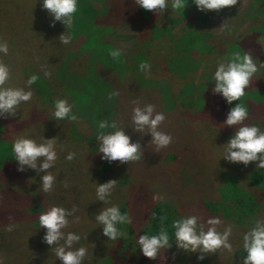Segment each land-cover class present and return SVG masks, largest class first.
Listing matches in <instances>:
<instances>
[{"label":"trees","instance_id":"1","mask_svg":"<svg viewBox=\"0 0 264 264\" xmlns=\"http://www.w3.org/2000/svg\"><path fill=\"white\" fill-rule=\"evenodd\" d=\"M0 1L7 14L14 17L10 18L14 22L13 30L19 26L26 27L25 32L32 37L27 40L13 38L0 24V41H6L8 44V54H0V62L7 64L10 69V79L5 86L24 88L25 82L30 77L19 79L14 67L10 65L12 62L17 67L18 64L29 67L37 66L35 68L37 76L38 72L44 71L42 66L50 73L48 77L42 73L43 78L38 76L37 81L30 86L33 92L32 98L28 102H22L29 106L26 115L20 119H17L16 114L14 116L5 114L4 117H0V131L3 128L6 132L10 124L11 127L21 126L26 129L22 131L23 133L30 131L26 137L33 139L35 128L40 127L42 132L46 128L44 138H55L57 152L54 166L47 171L57 178L56 183L60 187L65 186V181L70 179L68 187L72 188L68 201L65 196L58 195V193L54 196L42 192L37 195V192L33 194L32 191L30 195L29 190H33L35 184H39L37 180L40 181L43 173L37 174V178L29 175L27 179L24 172L29 169H26L17 171L13 175L15 169L12 163L15 160L10 148L11 166L9 161L5 160L6 155L0 156V241H7L8 237L12 239L25 237L24 241L42 239L45 229L40 228L38 215L51 206L52 200H59L57 206H62L67 210L73 207L85 210L91 226L88 236L91 234L95 239L105 241L107 238L101 235L100 226L89 217L87 206L92 203L94 211V208L98 206L96 209L98 212L102 207L115 205L122 213L130 217V223L117 226L125 235L115 241L108 240L110 245L106 251L101 252L99 249L98 252L95 251L96 254H88L87 264H176L178 256L180 257L178 252L181 251V254L185 252L175 246L172 237L174 231L171 228L172 221L182 216L195 215L205 229L208 227L206 216L211 206L206 204L209 210H199V205L204 202L203 196L194 197L189 191L197 182L194 168L200 170L203 166L202 175L206 177L223 164V161L217 162L203 157L196 146L201 143H209L213 146L219 141L224 144L229 139V135L234 134L233 127H221L220 125L226 118L230 107L238 101H233L232 105H228L219 95H213L211 91L213 85L210 84L213 81L207 82L203 81L206 80L205 78H200L201 81L195 83L193 73L198 66L197 61H192L194 55L189 56L188 62L184 61L186 58L184 53L189 52L190 55L195 51L193 50L195 46L202 45L204 49H210L211 44L208 42V37H203L200 32L194 30L193 25H189L190 28L182 27L178 32L172 33L168 21L179 11L170 8H165L162 14L157 13L156 15L137 6L134 0H78L77 12L68 30L71 33V41L68 44H61L58 37L66 28L58 21L53 24L47 10L41 7V0ZM237 3L223 8L220 15H216L217 11L214 10L206 11L201 15L208 20V23L209 19H212L208 17L210 13L219 16L218 18L227 17L218 33L213 36L218 49L217 62L231 56L236 51H248L256 58L262 55L256 35L253 36L248 30L238 32L241 30L239 18L242 13L234 10ZM19 4H23L25 8L17 11ZM187 4L195 6L192 0H186L185 5ZM18 17L22 19L21 23L17 22ZM252 22L249 27L252 26ZM120 23H127L131 26L133 30L130 35V39H133L131 41L138 42L143 48L139 51L130 50V52L121 48L119 42H115V31ZM257 24L259 28L256 31L264 35V21H259ZM164 36L170 38L166 39ZM78 38L81 42L77 47H73L72 43ZM167 44H175L174 50L169 53V57L166 56L168 59L164 63L156 66L153 54ZM179 47H182V50ZM46 48L54 51V62L57 64H53V68L49 67L45 60L37 61L40 56L45 59L49 58L44 51ZM114 48L121 51V56L116 60L109 55V51ZM56 52L60 56L57 59H55ZM138 54L143 55L144 58L150 57V62L147 60V64L150 65L147 74L138 70V66L134 72L129 71L131 65H134L133 59ZM199 54V51L196 52V56ZM132 73L134 77L137 76L142 80H133L129 75ZM260 75L254 74L245 89V95L240 99L248 109V116L243 123L257 125L264 131V79L259 77ZM187 76L191 77L189 81ZM42 89L46 90L49 96L47 99L44 98ZM111 92H116L118 95L108 99V94ZM58 99H65L73 106L72 111L77 116L76 120H54L53 105ZM134 101L138 103L134 104ZM145 104L153 105L156 112L164 114L165 119L161 123L164 124L163 127L169 123L179 127H174V131H167L165 128L158 129L172 137L171 143L165 148L156 150L155 146L149 143L150 135L146 134L141 138L139 133H134L130 129L132 109L143 107ZM21 108L23 109V106ZM99 120L115 121L119 127L125 128L124 131L130 140L141 144L142 158L123 165L118 162L109 163L101 160L102 154L97 153L98 142L96 141ZM200 126L206 127L204 129L208 135L206 141L202 139L203 135L200 133L204 130ZM186 128L193 131L186 133ZM216 130L224 135V139L218 142L213 138L216 136ZM23 133L15 135L11 140L1 135L0 146L4 139L11 145L12 141ZM40 137L41 135L36 136L37 143L42 142ZM69 152L75 154L72 160L65 159ZM60 161L70 164L68 167H59ZM209 162H215L217 165L207 169ZM224 163L227 162L224 161ZM234 166L242 168L241 165L235 164ZM226 169L229 170L228 165ZM240 169L226 175L229 182L225 185L228 188L225 201L228 204L220 206L222 202L220 200L212 204L216 208L213 209V213H210L209 218L218 217L221 221L224 217L240 224L247 210L252 208L257 210L258 198L250 192L243 191L233 182L237 181L235 174L238 175ZM256 169V167L253 168L251 174L246 177L252 186H259L264 192V169ZM61 175L67 179L62 181ZM81 180L82 184L78 183ZM109 180L116 182V185L107 197V202L103 204L100 201L98 204L95 196V183H104ZM122 190H128L131 194L127 197ZM135 191L136 193H132ZM88 193H93L90 199L87 197ZM73 194H76V197H73ZM156 194L161 198L153 200V195ZM8 207L9 211H7ZM131 214L134 217H131ZM78 215L69 216L68 220H76ZM136 216H138V221ZM161 217L164 218L163 222H161ZM225 222L228 221L225 220ZM94 224L97 225L95 228L98 231H95ZM229 225L237 227L236 224L229 222L218 228L221 229L222 226L225 228ZM9 226L11 230H8ZM162 227L168 231L172 246L169 249H160L155 259L144 257L139 251L136 239L149 229L151 234H156ZM8 231L15 235H9ZM85 235L82 237L84 241H86ZM234 249L233 244L231 251ZM224 250L231 256L232 261L238 258L236 253L230 254V251ZM173 254L175 259H173ZM222 257L219 262L227 263L228 257L224 255ZM204 260L211 263L208 257H204ZM192 262L193 264L200 263L195 258Z\"/></svg>","mask_w":264,"mask_h":264},{"label":"clouds","instance_id":"2","mask_svg":"<svg viewBox=\"0 0 264 264\" xmlns=\"http://www.w3.org/2000/svg\"><path fill=\"white\" fill-rule=\"evenodd\" d=\"M237 0H192L197 11L206 12L209 10L220 11L223 8L234 5ZM134 3L140 8L162 14L165 8L171 10L183 11L186 0H134ZM41 7L47 10L48 15L55 22L62 23L66 30L60 34L58 40L61 44H68L71 41V28L74 14L77 12L78 0H41ZM0 54H8V44L6 41H0ZM109 55L113 60L121 56L120 49H112ZM43 74L48 77L50 73L42 66ZM150 65L140 63L138 70L147 74ZM257 64L252 54L248 51H236L229 57L218 60L215 70L212 74L213 85L211 91L213 95H219L226 104L232 105L233 101H238L230 107L223 120L221 127L228 126L234 128V134L222 144L223 158L228 163H241L247 166L250 162H256L257 169H264V131L257 125H246L243 122L248 116V109L241 101L245 95V89L248 87L252 77L257 72ZM10 79V71L7 64L0 62V117L14 116L18 106L22 102H28L33 95L31 85H33L38 76L31 75L25 82L24 88L5 86ZM27 89V90H25ZM118 95L116 92L108 94V99ZM138 103V102H133ZM72 105L65 99H58L54 102L52 117L54 120L68 119L74 121L77 116L72 111ZM165 116L161 112H156L154 106L145 104L143 107H134L132 109L130 128L134 133H139L140 137L150 135L149 143L155 146L156 150L167 147L172 137L169 134L161 132L159 125L164 121ZM111 129L112 131H103ZM125 128L119 127L115 121L99 120L97 123L98 142L97 153L102 154L101 160L118 162L123 165L130 161H137L142 158L143 152L139 142L131 141L126 135ZM13 159L17 163V171L26 169L34 170L40 176V186L42 192L47 193L53 190L56 177L47 170L54 166L57 159L55 138L45 139L37 143L34 139L26 136H17L11 144ZM259 154V155H258ZM74 153L69 152L65 159L72 160ZM220 158V159H221ZM95 196L97 201L107 202L116 182L106 181L104 183H95ZM156 194L153 200L160 199ZM76 211L73 207L67 210L62 206H50L38 215V224L40 228L45 229L42 242L51 246L55 257L59 259L60 264H82L87 249L85 247L73 248L75 243L81 239L80 235L71 231H65L69 224L68 217ZM75 219V218H74ZM161 217V222H163ZM195 215L182 216L172 221L171 228L175 246L179 250L187 253L210 254L217 252L218 249L232 250L229 243L231 235V225L224 228L223 232L217 231L216 226L221 223L218 217L207 219V229L198 222ZM94 220L101 228V235L107 240L115 241L122 238L125 233L120 231L118 225L130 223V217L122 213L118 206L102 207L97 213H94ZM11 230V226L9 229ZM61 241L63 243H61ZM140 253L149 259H155L160 249H169L170 236L163 227L156 234H151V230L144 232L136 239ZM241 247L246 253L241 259V264H264V218L255 220L254 225L242 236ZM203 255H198L197 260H202ZM173 259L175 255L173 254ZM2 264V261H0Z\"/></svg>","mask_w":264,"mask_h":264},{"label":"rangeland","instance_id":"3","mask_svg":"<svg viewBox=\"0 0 264 264\" xmlns=\"http://www.w3.org/2000/svg\"><path fill=\"white\" fill-rule=\"evenodd\" d=\"M14 0H12L13 2ZM237 6L234 8L235 11H240L242 13V16L239 18V21L241 23V30H239L238 32H245L248 30V32H252V35L257 38V42L260 48V52L262 51V55H259L257 58L253 56L255 63L257 64V72L255 74H259L260 73H264V35L262 33H260L259 31L257 32L256 30L259 28V25L257 24L259 21H264V0H237ZM17 11L22 10L23 8V4H19L17 7ZM223 9H221L220 11H222ZM220 11H218L216 13V15H220ZM177 13V12H176ZM204 14V12H200L197 11L195 6L192 5H185V8L183 9V11H179L177 15H175L174 17H172L168 22H169V27L171 28V32L172 33H176L178 32L182 27H188L189 25H193L194 26V30L198 31L201 33V35L203 37H208V42L211 44V48L210 49H204V47L201 46H195V48L190 55L189 52H185L184 54H186V58L184 59L185 62H188V58L191 55L192 56V61L196 62L197 61V66L198 69L193 73V79L196 82L201 81V79L205 78L206 80L203 81H207V82H212V74L215 70L216 64L215 62H217V58H218V49L215 45V42L213 40V36L216 35L220 29V27L222 26V24L224 23V21L226 20L225 16H223L222 18H218L219 16H216L215 14H209L208 17H212V19H209V23L208 20L206 18H204V16L202 17L201 15ZM10 18H14L13 16L7 14V12L5 11V9L2 7V3L0 1V24L2 25V27L8 31L10 33V36L13 38H23V40H27L32 38L30 36V34H28L26 31V27H22L19 26L17 28H15L13 30V25L14 22L11 21ZM257 20V21H256ZM252 21H254L255 23H253ZM18 23L22 22V19L20 17H18L17 19ZM252 22V26L249 27L250 23ZM261 24V23H259ZM12 30V31H10ZM257 32V34H256ZM131 33H133V30L131 29V26L128 25L127 23H120L118 28L115 31V42H119L121 44V48L130 51V50H135V51H139V49L143 48L142 45H140L138 42L136 41H131L133 39H130V35ZM166 36H164L165 38ZM9 38V37H8ZM170 38V37H166ZM81 42V39L79 40L76 39L72 45L73 47H77V45ZM167 43V40L165 42V44ZM167 45L169 47H167ZM165 45L164 48L161 47V49L157 52H155L153 54L155 62L154 64L156 66L161 65L162 63L165 62L166 59H168L169 57V53L172 52L174 50L175 44H167ZM180 45V44H179ZM171 46V47H170ZM180 50H182V47H179ZM178 48V49H179ZM20 50V49H19ZM45 53L49 56L48 59L42 58L41 56L38 57L37 61L41 62L42 60L46 61V64H48L49 67L53 68L52 65L53 64H57L54 62V51H52V49L46 48L44 49ZM200 52L199 55L196 56V52ZM131 52V51H130ZM174 55V54H173ZM168 56V57H166ZM59 54L58 52H56L55 55V59L59 58ZM143 57V58H142ZM166 57V58H165ZM150 57H145L140 54L135 56V59H133V66L131 65V69L129 71L134 72L135 69H137L136 67L140 64V63H147V60L150 62ZM41 59V61H40ZM171 60V59H170ZM25 64V63H24ZM158 64V65H157ZM11 66L14 67V71L17 72V75H19V79H21V77L26 78L27 76H31L35 73V68L37 66H27V65H23L22 64H18V67L14 65V63L12 62V64H10ZM10 71V69H9ZM128 71V72H129ZM41 72V71H40ZM38 72V76L40 78H43V72L40 73ZM134 73L129 74L132 76V79L136 81H138L139 78L134 77L133 76ZM262 75V76H261ZM259 77L264 79V74H261ZM191 77L187 76V80L189 81ZM201 78V79H200ZM142 80V79H139ZM38 85V84H37ZM205 86V85H203ZM43 93V96L45 99H47L49 96L46 93V90H41ZM190 91H192V89H190ZM190 93L187 95V97L189 98ZM163 99H166V97H163ZM21 106H23V109L21 108ZM218 110V108L216 109V111ZM26 111H29V106L28 105H24V103H21L17 110H16V117L17 119H20L21 117H24L26 114ZM264 121V120H263ZM164 124H160L159 125V129H167V131H174V127H176V125H173L171 123L167 124L165 127H163ZM10 128H7V131L5 132L4 129L2 128V130L0 131V137L2 135V137H5L6 139L10 138V140L15 137V135H19L20 133H23L22 131L26 130L25 128L21 127V126H15V127H11V124L9 125ZM42 126V125H41ZM179 128V127H176ZM201 129H206L205 126H200ZM34 131V132H33ZM33 139L35 141H37L36 136H40L39 138L40 140L42 139V137H45V133L47 131V129L45 128L42 132V129L40 127L35 128V130H33ZM191 131H193L192 129L188 130L186 128V133H191ZM29 132H24L23 136H26ZM201 135H203L202 139L204 141H206L207 139V131H203L202 133H200ZM216 136H213V138H215L214 140H216V142H218L220 139H224L223 138V134L219 133V130H216L215 132ZM35 135V137H34ZM231 136V134L229 135V137ZM209 137H212L209 135ZM4 142L1 144L0 146V156H7V159H5L6 161H9V164L11 166V161H10V152L9 149L11 148V145L8 144L9 142H7L5 139L3 140ZM209 143H201L198 144L196 147L199 148V154H203V157L206 158H210L213 159L214 161L216 160L217 162H222V165H219L220 167H217L215 170H213L212 173L208 174V176L204 177L202 175L204 167L202 166L200 168V170H195L194 175H196V185L190 189V194L193 195L194 197H201L203 196V200L204 202L199 205V210H209V208L207 207L206 204H209L211 206V209L209 210L206 219H209L210 213L213 211L214 208H216V206H212V204L218 203V201H222L221 205H226L228 204L225 199H227V194H228V188L225 187L226 183H228V179H226V175L227 174H232V172H234L235 170H238L240 168H236L234 165H241L242 168L240 169V173L235 174L237 181H233L235 184H237L236 186L240 187L243 191L245 192H250L253 195H255L258 199H257V203H258V208L255 211L254 208H252L251 210H247L245 212V215L243 214V216L245 217L242 221V223H235L232 220H228L225 219L224 217H222L221 220V224L217 225V230L220 232H223L224 228L222 226V228H218L219 226H221L222 224H228L229 222H232L234 224H236V228L235 227H231L232 228V232L231 235L229 236V242L231 244V246L234 244L235 245V249L233 251H230L231 253H236V255H238V258H235L234 261H232L231 256L229 254H227L225 252V250L223 248L218 249L217 252L215 253H210V254H201V253H182L181 251H179L178 253L180 254V257L178 256L177 260H176V264H193L192 260L195 258L196 261L199 264H223L220 263L219 260H222V255L227 256V263L224 264H240V259H242V257L244 255H246V253H244L241 244H242V236L243 234L248 231L253 225L256 219L258 218H264V192H263V188L259 187V186H252L250 180H248V178L246 177L248 174H251V170L253 168L256 167V164L258 163V161L256 162H250L247 166H244L241 163H224V159L221 158L222 154H223V147L222 142H218L216 145L212 144L209 146ZM201 152V153H200ZM259 155V154H258ZM221 158V159H220ZM7 161V162H8ZM13 167L15 169V172L13 173L16 174L17 173V163L13 162ZM60 166L59 167H68L69 166V162H64V161H60L59 162ZM213 165H217L215 162H209L207 169L209 167H212ZM228 165L229 170L227 171L226 166ZM245 168V169H244ZM206 169V170H207ZM257 170V169H256ZM242 172V173H241ZM58 174V172L56 173ZM24 175L27 177H29V175H32L33 178H37V173L34 170L29 169V171H25ZM35 176V177H34ZM62 177V175H61ZM66 177H62L61 180L63 181ZM67 179V178H66ZM60 180V178L58 179ZM29 181V180H28ZM39 182V184H35V186L33 187V190H29V194L31 195L32 191L33 194H35L37 192V195H40V193L42 192L41 189L39 188L40 186V181L37 180ZM61 181V182H62ZM70 179H67L65 181V186H61L57 185V183H54L53 186V190L50 192H47V194H52L51 196H54L55 194L58 193V195L61 196H65L66 200H69V197L71 195V189L70 187H68V184ZM80 184H82V180L80 182H78ZM33 184V183H32ZM61 184V183H60ZM138 186V184L136 185ZM117 187L119 188V186L117 185ZM68 188V190H67ZM136 188V187H135ZM65 191H61L64 190ZM67 190V191H66ZM59 191V192H58ZM44 193V192H42ZM123 194H126L127 197L131 194L128 193V190H122ZM132 193H136L132 192ZM45 194V193H44ZM93 193H88L87 197L88 199H90V196ZM73 197H76V194L72 195ZM64 197V198H65ZM137 198H139V196H137ZM71 200V199H70ZM59 200H52L51 202V206L56 205L57 206V202ZM197 201V200H196ZM98 204L100 201H97ZM206 202V203H205ZM200 204V203H199ZM92 203L87 206V209H89V217L92 219H94V213H96V209L97 207H95V211L92 208ZM143 207H145V205H143ZM141 207V208H143ZM76 208V207H75ZM197 209V207H196ZM10 208L8 207L9 211ZM81 212V213H80ZM221 212V211H220ZM218 212V213H220ZM213 213V212H212ZM79 214V215H78ZM73 215H78L76 217V220H72L69 221V224L67 226V228L65 229V231H71L74 233H77L80 235L81 239L78 243H75L73 245V248H77V247H85L87 249V254L84 258V260L82 261V264H87L86 260L89 259L88 254L90 253H95V251H99V249L101 250V252L106 251L108 246L110 245V243H108V240L106 241H99L98 239H95V237L91 234H89L88 236V230L91 229L90 224L88 223V219H87V213L85 210L83 209H79L76 208V211L73 213ZM131 217L134 215H130ZM137 217V221H138V216ZM135 217V218H136ZM225 220H227L228 222H225ZM97 227L96 224H94V228ZM95 231H98L97 228H95ZM9 235L14 234L13 232L8 231ZM87 234V235H85ZM15 235V234H14ZM86 237V241H84V239L82 237ZM96 237H99V235H96ZM25 237H18V238H11L8 237L7 241H0V261H2V264H60L59 259H57L55 257L54 252L50 249L51 246L46 245L45 243L42 242V239L39 240H35V241H24ZM61 243H63L61 241ZM97 243H100L99 245H97ZM96 254V253H95ZM178 254V255H179ZM198 255H203L204 257H208V260L211 262H207L206 260H204V258L202 260H197V256ZM21 259V260H19ZM229 261V262H228ZM170 264V263H168ZM175 264V263H174Z\"/></svg>","mask_w":264,"mask_h":264}]
</instances>
